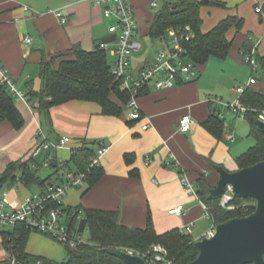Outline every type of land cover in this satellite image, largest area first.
Masks as SVG:
<instances>
[{
  "label": "crops",
  "instance_id": "crops-1",
  "mask_svg": "<svg viewBox=\"0 0 264 264\" xmlns=\"http://www.w3.org/2000/svg\"><path fill=\"white\" fill-rule=\"evenodd\" d=\"M130 1L138 26L142 27L139 36L149 35L150 23L156 14L151 11L154 8L151 3L156 1L158 6V1ZM217 1L220 4L201 6L202 31L212 30L228 16L243 19L240 30L233 27L227 33L233 44L225 60L239 66L245 64L250 70L246 82L254 76L257 83L251 86L264 90V69L260 62L253 69L245 63L242 54L246 45H255L257 59L264 57V0ZM259 5L263 7L261 13L256 11ZM60 11L67 16L66 23L57 15ZM111 24L112 20L103 16L102 6L88 0H0V82L6 72L17 88L29 95V98L15 100L24 118L21 128L15 129L8 121H0L1 195L7 192V204L9 201L18 207L27 196L41 192L53 180L55 169L32 166L35 160L30 152L38 143L37 131L42 128L51 139L72 138L67 146L51 153L55 163L70 161L74 151L83 146L95 152L101 146L108 147L100 159L103 170L100 179L92 186L70 189L64 199L67 208L83 212L87 209L118 211L121 223L134 228L145 227L151 215L158 233L178 228L201 239L214 224L206 230L201 228L203 222L211 218L196 195L186 189L183 176L194 183L197 190L201 175L210 187H215L220 179L215 165H223L229 171L238 170L236 158L256 143L254 137L251 142L240 140L236 126L227 122L225 114L221 118L213 113L216 105L209 98L219 95L208 86V67L200 65L203 66L200 74L192 82L167 89L151 84L145 89L137 101L149 120L132 119L127 104L112 95L111 99L122 107L120 115L104 114L99 103L78 99L53 106L46 115L35 105L37 99H30L42 87L40 64L44 54L55 57L59 65L62 60L74 57L75 44L94 50L100 42L113 39L109 32ZM27 37L31 42L26 41ZM259 69L262 73L257 76ZM185 114L193 117L189 131H182L180 127ZM212 115L225 120L222 138H217L205 126ZM147 121L150 126L144 129ZM231 133L234 140L228 137ZM127 154L131 155L130 161L126 159ZM47 155V151H42L36 162L40 164ZM147 156L151 158L148 163ZM26 161L44 184H27L22 179L25 177L22 169L17 170L15 178L1 181V175L11 163ZM178 205L184 206V213L170 214L169 210ZM188 225H192L190 231L185 230ZM32 234L26 246L28 254L65 261L52 240Z\"/></svg>",
  "mask_w": 264,
  "mask_h": 264
},
{
  "label": "trees",
  "instance_id": "trees-1",
  "mask_svg": "<svg viewBox=\"0 0 264 264\" xmlns=\"http://www.w3.org/2000/svg\"><path fill=\"white\" fill-rule=\"evenodd\" d=\"M205 3L220 4L217 0H164L162 10L155 14L150 23L149 36L156 40L163 37L169 28H178L185 25L192 27L194 37L187 43L190 57L198 64L205 65L212 57L225 59L232 47L233 40L227 37L228 31L235 27L240 30L243 19L237 16H228L221 20L212 30L203 32L201 6ZM246 48L252 46L246 45ZM73 58L62 60L59 65L55 57L44 54L40 64L42 80L41 90L33 93L30 99L36 98L38 109L49 115L53 106L63 104L69 100H87L97 102L102 106L104 114L120 115L122 107L111 99L114 94L123 104L129 101V95L120 90V81L115 80L111 74L107 51L99 46L94 50H85L80 44L72 48ZM264 69V57H259ZM242 101L251 108L245 117L250 120V135L256 143L247 151L240 154L236 161L239 168L252 165L264 159V132L259 131L252 121L264 111V90L252 86L246 88L241 96ZM16 98L10 92L8 85L0 82V121H8L15 129L24 124V118L16 106ZM206 128L217 138H222L225 132V120L214 115L205 122ZM95 154L85 146L78 148L72 154L70 161L65 162L66 167L76 168L78 171L87 170L90 158ZM129 154L126 155L130 161ZM58 165V163H56ZM73 168V169H74ZM22 169L27 184H44L36 172L26 161L24 163H11L1 175L5 182L16 177L17 170ZM103 173L102 168L93 169L88 184L94 185ZM198 195L208 206L210 218L214 226L234 217H243L255 211L256 202L252 198H235L231 204L233 208L221 205V199H209L211 188L201 175L197 181ZM73 217L72 224L76 223ZM81 229L88 230V240L76 247L65 245L68 253L67 260L55 262L26 252L29 236L33 231L26 225H20L12 233L2 234V243L5 248L12 246L26 260L35 262L43 260V264H128L123 259L108 253L105 249L110 247L132 248L144 252L153 245H162L167 250L166 258L174 264H186L193 261L199 254L197 239L189 232L175 228L164 233H158L151 215L148 216L147 225L143 228L129 227L121 223L120 214L113 210L87 209L85 218L81 221Z\"/></svg>",
  "mask_w": 264,
  "mask_h": 264
},
{
  "label": "built area",
  "instance_id": "built-area-1",
  "mask_svg": "<svg viewBox=\"0 0 264 264\" xmlns=\"http://www.w3.org/2000/svg\"><path fill=\"white\" fill-rule=\"evenodd\" d=\"M95 5L102 6L103 16L112 20L109 26V32L113 35L112 40L102 41L99 47L106 51H111L115 61L110 64L111 74L115 80L120 81V90L129 95L127 106L131 109V118L136 120L147 119L140 110L138 97L142 92L153 84L158 89L173 88L179 84L188 83L196 80L200 74L198 64L190 57L187 43L194 37L190 25L178 28H169L166 34L156 39L161 47L156 54L149 58H140L133 62L134 52L142 49V43L139 42V26L135 14V9L130 0H88ZM153 7L157 2L151 3ZM258 13L263 11L262 5L256 8ZM62 23L67 22V16L62 12H57ZM31 42V38H26ZM243 60L245 63L256 69L259 65L256 56V46L243 49ZM3 82L8 85L12 95L16 98H29V95L17 88L15 83L3 73ZM257 83V78L252 77L248 85H237V97L233 101H225L219 96L210 97L209 101L216 106L213 113L224 117L222 108H226L237 116L244 117L251 108L246 105L241 96L246 88ZM38 106V102H35ZM264 120V111L257 116ZM193 117L189 114L182 116L180 127L182 131H189ZM149 121L144 124L143 128L149 127ZM38 143L30 152V156L35 160L32 166L38 169L40 166L55 169L53 180L39 193H33L27 196L24 202L18 207H12L7 204V192L0 195V226H9L11 229L5 233H12L17 226L26 225L33 231L47 234L64 246L76 247L85 243L88 237L85 236L88 230L81 229V221L85 218V212L79 209L67 208L64 199L68 191L72 188H81L88 184L90 173L93 169L101 168L100 159L108 150L107 146H101L90 158L87 170L78 171L66 167L65 163H55L52 152L59 148L67 146L72 142L69 136H61L51 139L47 136L42 128L37 131ZM229 139L234 140V134L228 135ZM42 151H47L48 155L40 164L36 158ZM151 160L150 156L146 157V162ZM25 180V177H22ZM183 183L186 189L196 195L201 201L210 217L208 206L200 199L196 185L183 176ZM232 187L228 186L221 197V205L228 208L234 206L231 202L235 199ZM170 214L181 215L184 213V206L178 205L169 210ZM73 217H76V223L72 224ZM192 225H188L185 230L190 231ZM215 226L209 231L208 235L214 233ZM2 233V234H3ZM7 254L0 259V264H43L42 259L35 262L25 260L14 247L5 248ZM127 252L140 255L145 258L148 264H174L166 258L167 250L162 245H153L150 249L140 252L132 248H123Z\"/></svg>",
  "mask_w": 264,
  "mask_h": 264
},
{
  "label": "water",
  "instance_id": "water-1",
  "mask_svg": "<svg viewBox=\"0 0 264 264\" xmlns=\"http://www.w3.org/2000/svg\"><path fill=\"white\" fill-rule=\"evenodd\" d=\"M259 131L264 132V120L252 117ZM220 179L209 189V199H221L228 186L235 197L252 198L255 211L219 223L212 235L197 239L198 256L186 264H264V159L255 164L229 171L215 165ZM128 264H148L144 257L127 252L122 247L105 249Z\"/></svg>",
  "mask_w": 264,
  "mask_h": 264
},
{
  "label": "rangeland",
  "instance_id": "rangeland-1",
  "mask_svg": "<svg viewBox=\"0 0 264 264\" xmlns=\"http://www.w3.org/2000/svg\"><path fill=\"white\" fill-rule=\"evenodd\" d=\"M157 1H158V6L151 8V11L154 13H157L160 10H162L164 6V0H157ZM139 29L140 31H142L141 26H139ZM138 40L140 43H142V49L134 52L133 60L145 58V57L151 58L156 54V52L161 47L160 43L157 40H153L148 34H146L145 36H139ZM107 55H108V63L112 64L115 61L114 55L112 54L111 51H107ZM201 67L203 66H199V69ZM204 67H208L206 78L208 81L209 88L210 89L212 88V90H216L213 93L214 94L216 93L217 95L222 96L225 101H233L234 99H236L235 96L237 95L236 93L237 85H248L249 84L246 81L249 78L250 70L245 64H243V66L242 65L239 66V64L237 63L226 62L225 59L212 57L204 65ZM258 71H259L258 73L257 72L255 73L257 76H259V73H262L260 69ZM227 92H230V93L226 94ZM112 96H115V95L112 94ZM223 113L225 114V117H227L226 119L227 122L229 124L232 123V125L236 126L238 138L240 140H243L244 142L254 141V138L249 136V133L251 130V123L248 118L238 117V116H236V118H233L235 114L230 112L226 108H223ZM0 195H1V191H0ZM8 204L14 207L9 201H8ZM213 224L214 223L211 219H207L203 222V224L201 225V228L203 230H206V229L212 228ZM10 229L11 227L9 226H0V258L4 257L7 254V251L2 243V233L7 232ZM31 233L37 234V235H40L42 237L52 240L53 243L56 245V247L62 253V258L64 260H67L68 253L64 245L56 242L52 237H50L47 234H43L37 231H32ZM85 236L88 237L89 234L86 233ZM42 258H46V257H42ZM49 260H52V259H49ZM52 261L61 262V261H56V260H52Z\"/></svg>",
  "mask_w": 264,
  "mask_h": 264
}]
</instances>
